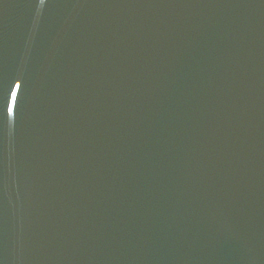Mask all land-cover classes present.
Here are the masks:
<instances>
[{
  "label": "water",
  "instance_id": "water-1",
  "mask_svg": "<svg viewBox=\"0 0 264 264\" xmlns=\"http://www.w3.org/2000/svg\"><path fill=\"white\" fill-rule=\"evenodd\" d=\"M0 264H264V0H0Z\"/></svg>",
  "mask_w": 264,
  "mask_h": 264
}]
</instances>
